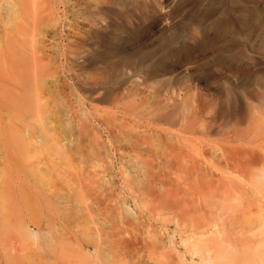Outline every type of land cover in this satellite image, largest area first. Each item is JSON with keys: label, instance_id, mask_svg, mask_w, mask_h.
<instances>
[{"label": "rangeland", "instance_id": "obj_1", "mask_svg": "<svg viewBox=\"0 0 264 264\" xmlns=\"http://www.w3.org/2000/svg\"><path fill=\"white\" fill-rule=\"evenodd\" d=\"M86 16L90 29L60 11L52 58L39 63L30 46L23 49L34 60L22 61L31 66L25 74L40 69L36 78L68 86L52 95L61 104L53 106L36 80L20 82L18 94L5 88L12 86L9 66L0 63V264H264L257 203L264 0H98ZM70 21L77 32L69 36ZM127 84L149 95L132 100L123 94ZM39 94L54 110L73 97L71 111L90 138H102L113 165L119 150L112 131L139 129L146 141L170 144L167 135H174L183 166L130 152L141 186L125 185L118 170L85 193L91 169L77 138L70 158L64 142H26L21 133L20 117L48 118L29 111ZM149 164L157 176L143 173ZM123 169L130 171L126 162ZM105 196L113 202L101 203Z\"/></svg>", "mask_w": 264, "mask_h": 264}, {"label": "bare ground", "instance_id": "obj_2", "mask_svg": "<svg viewBox=\"0 0 264 264\" xmlns=\"http://www.w3.org/2000/svg\"><path fill=\"white\" fill-rule=\"evenodd\" d=\"M97 1L98 0H0V63H2L5 67H7V65L9 66L7 67L9 71L8 79L12 84V86L4 84V87L14 89V93L18 94V91L16 89H18L17 86L20 82L22 84L26 83L27 86H31L34 83V80H36L40 82L39 90L42 87L40 93L46 92L48 96L54 97V102H52L53 106L56 103L55 101H58L60 102L59 104H61V100L59 101L58 99L60 97L57 95H52L57 94L59 89L63 90L62 92H66L68 86L66 84L64 85L63 81H61L58 77L45 78L43 76L41 79L36 78L39 76L38 73H41L40 69L34 71L36 74L34 76L33 73L25 74L27 70L31 69V66L23 65L22 61L28 59L32 61L33 64L34 60H32L33 58L25 53L24 54L26 56H24L23 49L26 46H30L39 63L43 60L44 57L52 58L53 55L57 53V49H54L58 45V37L62 32V27L59 21L60 11L64 10L69 18H71L72 16L77 17L78 24L82 28L90 29L92 27V22L90 20L91 18L86 16V11L88 9L89 3H95ZM102 1L104 0H100V2ZM66 29L69 36L75 35L77 32V29L72 26L71 21L68 23V25H66ZM53 51H55L54 54H52ZM82 78L85 79V77ZM132 87L133 86L131 84L125 85L123 89L124 96H128V98L132 97L133 100V97L137 99H145L144 97L147 94L149 95V91L147 88H142L138 92H135ZM25 90L26 89H23V93L26 92ZM44 95H40V104L30 108L29 111L36 114L37 118L42 117L43 114L46 113L45 116L48 115L49 119H47L49 121L46 118H44L46 120L42 119V121H40L39 119L40 122L38 120L30 121L27 120L28 116L24 115L23 117L19 118L23 119L24 121H21V127L22 129H24V131L21 129V133L23 132V136L27 137L25 139L26 142L27 139H30V137H32V139L37 138L39 140L38 142L41 143V145H48L53 141L61 143L64 142L67 146L66 151L68 152V156L70 158H72V151L74 146L72 140L73 138H77L80 144L79 148L81 159L91 169L88 171L89 175L87 176V179L83 181V189L85 193L86 189L93 186V184H95L97 189H101V186L107 183L108 180L112 181L114 176L117 175L118 170H120L119 175L125 185L129 186L138 184V186H141L143 184V181L136 180V175L134 174L135 172H137V166L133 164V158L129 156L130 152H137L141 156L143 153H151L153 154V156H155L156 160L160 161L161 164L166 165L170 168H173L176 165L178 167L183 166L181 163V155L183 153L179 146L174 144L176 138L174 135H167V140L171 145L159 139L146 141L142 139L147 131H140L139 129H130L128 131L121 129V132L115 129V133H113L112 131L111 137L117 144L119 150V163L113 165V163L110 161V151L107 145L104 144L102 138H90L89 133L87 132V127L81 121L77 112L71 111V104L75 101V99L73 97H70L67 104L65 101V106L63 104L61 105V110L59 108V104L56 105L57 107H55L54 110L51 101H45V103L41 104L42 100H45ZM3 97L6 98L5 96ZM5 101L6 103L4 101H2V103L4 102V104H7V99ZM1 105L3 104H1L0 102V107H2ZM126 105L131 111L136 110L138 107L135 102H129ZM140 105H144V103L141 102ZM51 107H53V109L49 110L51 109ZM57 108L59 109L57 110ZM259 115L261 139L259 145V156L257 158V203L260 212L259 237L261 243L264 244V90L261 92L260 96ZM44 121H46L45 123H47L48 121L47 124L44 123L45 126H43L42 123ZM188 122L189 119L186 121L185 127L183 128L184 134L190 132V129H188ZM30 140L28 141V144L31 142ZM34 141L32 143H37ZM57 142L55 144H58ZM32 143H30V145L35 146L36 150L37 148L39 149L38 146L36 148V145ZM29 149L33 150V148L28 147V151H30ZM32 150L30 152H34L35 154L36 151ZM30 152H28L29 154L27 156V159H29V156L31 155H33L34 157V154H31ZM48 158H45L44 160L46 161L48 160ZM44 160L42 159L41 162ZM49 161L50 162H46V165L47 163L49 165V163L52 162L51 159ZM31 162H33V160ZM31 162L29 161V163ZM125 162L130 167L129 172H126V170L123 169ZM26 163H28V160ZM43 164L45 163L43 162ZM147 166V171L143 172L145 175H158L157 171L154 170L156 167L153 164H149ZM194 170L196 169L194 168ZM192 171L193 168L189 167L188 172ZM113 187L117 186L113 184ZM69 202L70 200L65 198V212H68L70 210V207L68 206ZM100 202H109L111 204L113 202L112 196H105V199H100ZM119 205L121 210H124V212L127 214H131V210L129 207H127L125 204H123L122 206L121 204ZM84 219L86 220V218ZM73 220L77 223L79 222V219L77 217H73ZM85 222H87V220ZM97 247L99 246H96V249L98 250ZM102 248H105V245ZM102 248H100L99 251ZM95 250L94 253H97V251Z\"/></svg>", "mask_w": 264, "mask_h": 264}]
</instances>
